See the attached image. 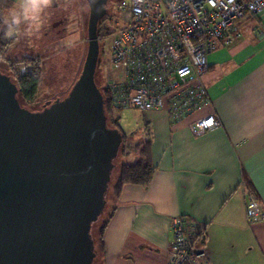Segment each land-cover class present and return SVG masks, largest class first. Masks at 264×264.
<instances>
[{
  "label": "crops",
  "instance_id": "obj_1",
  "mask_svg": "<svg viewBox=\"0 0 264 264\" xmlns=\"http://www.w3.org/2000/svg\"><path fill=\"white\" fill-rule=\"evenodd\" d=\"M238 27L208 56L210 108L179 123L146 113L155 171L147 188L125 185L108 202L101 264H167L177 217L204 234L209 264H264V223L247 225L243 198L249 188L264 210V12ZM209 113L219 125L194 137L189 122Z\"/></svg>",
  "mask_w": 264,
  "mask_h": 264
},
{
  "label": "water",
  "instance_id": "obj_2",
  "mask_svg": "<svg viewBox=\"0 0 264 264\" xmlns=\"http://www.w3.org/2000/svg\"><path fill=\"white\" fill-rule=\"evenodd\" d=\"M107 2L88 11L83 67L64 99L29 111L0 73V264H93L91 230L123 142L94 80Z\"/></svg>",
  "mask_w": 264,
  "mask_h": 264
},
{
  "label": "built area",
  "instance_id": "obj_3",
  "mask_svg": "<svg viewBox=\"0 0 264 264\" xmlns=\"http://www.w3.org/2000/svg\"><path fill=\"white\" fill-rule=\"evenodd\" d=\"M264 12V0H122L121 25L107 38L100 67L114 110L164 112L171 123L190 119L212 105L205 77L208 56L241 36L238 24ZM219 125L212 113L189 122L194 137ZM248 226L264 223L254 192H243ZM167 264H209L190 219L172 220Z\"/></svg>",
  "mask_w": 264,
  "mask_h": 264
},
{
  "label": "rangeland",
  "instance_id": "obj_4",
  "mask_svg": "<svg viewBox=\"0 0 264 264\" xmlns=\"http://www.w3.org/2000/svg\"><path fill=\"white\" fill-rule=\"evenodd\" d=\"M121 1L108 0L105 19L100 23L102 35L113 32L121 25L115 14L117 5ZM87 19L88 10L84 7L83 0H54L52 7L46 13L45 24L38 34L32 37L6 36L10 44L4 54L5 62L0 61V73L15 82L16 73L23 74L31 65L38 66L40 70L41 83L37 96L29 105L21 102L23 108L32 112L41 111L47 104L62 100L68 95L84 63L87 49ZM106 40L103 38L99 44V51L102 49L105 52L104 63L108 51ZM13 62L21 64L11 66L9 63ZM107 113V120L110 123L111 115L109 111ZM114 115L119 119L118 124L124 133L128 156L123 157L120 154L113 161L114 168L105 198L107 211L102 222L110 209L108 202L112 198V189L120 165L134 163L136 161L134 148L143 145L148 139L144 134L147 131V114L132 109H122L114 110ZM94 225L91 232L96 239L101 223L95 227ZM94 264H100V257Z\"/></svg>",
  "mask_w": 264,
  "mask_h": 264
},
{
  "label": "trees",
  "instance_id": "obj_5",
  "mask_svg": "<svg viewBox=\"0 0 264 264\" xmlns=\"http://www.w3.org/2000/svg\"><path fill=\"white\" fill-rule=\"evenodd\" d=\"M13 2L14 0H0V13H3L9 7H11ZM104 19L105 17L102 20H100L98 27H97L98 44H101V40L103 38L107 39L113 33V32H110V33L106 32L107 34L105 33V35L101 34L102 28H101L100 23ZM9 44L10 43L6 39V35L4 31L0 30V61L5 62L4 54ZM104 54L105 52L101 49L98 55V61H97L94 80H95V84L98 90L100 91L103 101H104V114L106 117L107 126L111 129L118 130L119 133L123 136V142L119 150V155L122 154L123 157L124 156L126 157L128 156V152L126 151L127 142L125 141L124 133L122 132L118 124L119 119L114 117L115 116L114 109L111 107L108 91L103 86L102 73L101 72L99 73V68L104 63L103 62ZM9 64L11 66H14V65H19L21 63L15 62L14 64L13 62ZM10 80L16 85L18 89L17 98H18L20 105H21V102L24 103L25 105L31 104L37 96V93L39 91V86L41 83L39 67L31 65V67L27 71H25L23 74H20L19 72L16 73L15 82L11 78ZM108 111L110 112V115H111L110 118L112 121L110 123H108V120H107ZM150 145H151V140L150 138H148L147 141L143 145L137 146L134 148L133 152H136L135 154L136 161L134 163L132 164L123 163L122 165H120L118 172H117V178H116L115 184L112 189L113 198H116L119 196L122 188L125 185L137 186V187H142V188H147L149 186L152 180V176L155 171V167L153 166L151 155H150ZM247 190H250V189L248 188ZM106 209H107V202L105 204V207H104V210L101 216L99 217L98 221L94 225L95 227L101 223L99 230H98V236L96 239H94L93 234L91 232V236L94 242V253H95L93 264L95 263V261H97L99 257L101 259V257L104 255L103 232L109 221V218L111 217V211H110L108 212L107 216L104 218V221L102 222V219L105 216V211H107ZM197 242L200 245L205 244V237L203 233H199L197 235ZM100 264H101V260H100Z\"/></svg>",
  "mask_w": 264,
  "mask_h": 264
},
{
  "label": "clouds",
  "instance_id": "obj_6",
  "mask_svg": "<svg viewBox=\"0 0 264 264\" xmlns=\"http://www.w3.org/2000/svg\"><path fill=\"white\" fill-rule=\"evenodd\" d=\"M54 0H14L11 7L0 13V30L6 36L32 37L43 28L46 13L52 7ZM97 0H83L84 7L91 12ZM103 7V6H102ZM101 8H97L99 12Z\"/></svg>",
  "mask_w": 264,
  "mask_h": 264
}]
</instances>
